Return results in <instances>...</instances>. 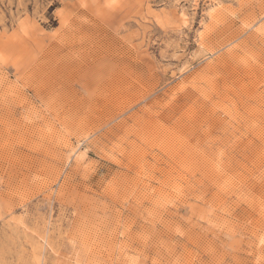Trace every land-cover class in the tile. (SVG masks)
I'll list each match as a JSON object with an SVG mask.
<instances>
[{"label":"rangeland","instance_id":"1","mask_svg":"<svg viewBox=\"0 0 264 264\" xmlns=\"http://www.w3.org/2000/svg\"><path fill=\"white\" fill-rule=\"evenodd\" d=\"M0 264H264V0H0Z\"/></svg>","mask_w":264,"mask_h":264}]
</instances>
